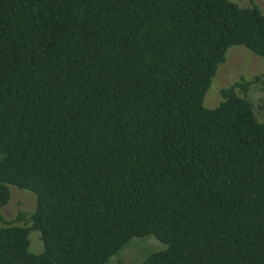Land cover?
Here are the masks:
<instances>
[{"label": "trees", "instance_id": "16d2710c", "mask_svg": "<svg viewBox=\"0 0 264 264\" xmlns=\"http://www.w3.org/2000/svg\"><path fill=\"white\" fill-rule=\"evenodd\" d=\"M233 45L264 60L253 1L0 0V208L36 195L0 211V264H107L146 235L138 264H264L263 74L203 105Z\"/></svg>", "mask_w": 264, "mask_h": 264}, {"label": "rangeland", "instance_id": "374dc122", "mask_svg": "<svg viewBox=\"0 0 264 264\" xmlns=\"http://www.w3.org/2000/svg\"><path fill=\"white\" fill-rule=\"evenodd\" d=\"M239 6H246L253 1L264 12V0H231ZM257 74H263L255 83H251L246 92L247 99L251 102L256 118L264 120V60L243 45H233L227 49L225 60L217 67L207 90L203 105L213 108L222 100L220 89L228 87L235 81L251 80ZM243 93V92H240ZM10 200L0 211L6 218L14 217L18 211L31 213L35 209L36 195L28 190L9 185ZM22 224V223H21ZM3 223L0 222V227ZM29 251L40 253L44 250L40 232L30 230ZM164 248V244L153 235L134 237L116 254L112 255L107 264H138L153 251Z\"/></svg>", "mask_w": 264, "mask_h": 264}]
</instances>
